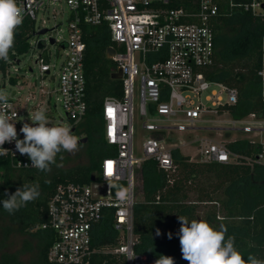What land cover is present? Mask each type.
Segmentation results:
<instances>
[{
    "label": "built area",
    "instance_id": "built-area-1",
    "mask_svg": "<svg viewBox=\"0 0 264 264\" xmlns=\"http://www.w3.org/2000/svg\"><path fill=\"white\" fill-rule=\"evenodd\" d=\"M171 1L17 0L23 10V21H31L33 28L38 11L46 10L50 3L62 2L70 12L68 37L62 47L66 53L58 71L41 56L46 47L44 41L37 39L30 47L37 53L35 64L40 77L49 75L54 82L50 90L41 89V94L56 95L67 119V122L60 119L58 124L49 122V126H68L72 134L82 137L76 134V128L87 107L83 26L105 25L111 41L107 49L113 51L110 57L114 63L112 73L120 71L121 95L106 97L101 111L103 137L107 144L113 146V152L101 159L93 180L89 183H59L47 202V221L41 228L52 231L54 235L46 255L48 264H89L92 229L105 210L112 211L113 227L118 232L119 242L111 252L123 256L126 264H152L149 256L137 254L134 250L138 242L133 231L135 170L145 159H154L160 169L171 172L174 170L172 150L178 149L182 154L181 146L196 143V155L200 161H234L264 166V139H261L264 114L258 117L249 113L239 119L232 118L228 109L220 107L236 102V89L210 80L205 74L214 59L211 19L218 13L217 2L190 0L188 7H170ZM229 3L230 6L237 5ZM238 5L253 14L264 15V0H247ZM33 34L36 35L35 32ZM39 42L43 44L42 48L38 47ZM11 53L7 61L0 60L2 76L7 74L8 65L19 63L21 54ZM29 70L32 71L30 67ZM257 75L264 96V35ZM212 87L216 90H210ZM14 91L8 98V106L0 107V110L7 112L11 122L15 123L18 138L23 139L20 128L24 122L31 123L32 115L21 110L19 100L15 99L17 91ZM136 95L141 128L148 133L141 141V159L136 158L133 152ZM108 109H112L111 114ZM223 114L230 117L221 121L227 125L209 126L214 121L211 115ZM198 130H219L225 134L234 131L240 135L238 139L256 143L257 148L252 155L244 156L231 152L221 140L207 136L189 139L186 143L184 140L176 143L173 138L178 132ZM234 140L236 138L231 141ZM0 147L7 150L0 156L8 160L11 168L36 169L31 167L27 155L16 151L14 141ZM109 163L112 165L111 175L108 174ZM113 184L124 186L126 199L121 200L113 193Z\"/></svg>",
    "mask_w": 264,
    "mask_h": 264
},
{
    "label": "trees",
    "instance_id": "trees-1",
    "mask_svg": "<svg viewBox=\"0 0 264 264\" xmlns=\"http://www.w3.org/2000/svg\"><path fill=\"white\" fill-rule=\"evenodd\" d=\"M218 13L211 19L214 33V59L205 71L210 80L224 83L237 91L232 105H223L230 116L239 119L249 113L264 114V96L258 70L261 66V39L264 35V15L253 14L238 4L247 0H215ZM237 5L230 6L229 2ZM190 0H172L168 6L188 7ZM264 12V6H263ZM86 49L84 54L86 113L76 128V134L85 137L87 163L69 168H57L65 151L57 154L51 170L13 169L6 158L0 156V200L6 199L17 188L38 185L39 197L13 214L0 204V216L10 223L39 237L41 247L35 264H48L46 255L54 240L53 232L42 229L47 221V202L59 183H89L98 170L101 159L111 154L113 146L103 137L102 103L106 97H120L121 81L112 77L113 61L106 56L111 43L105 25L83 26ZM33 23L24 20L16 29L14 46L9 51L19 55L27 51L28 40L33 34ZM3 68V67H2ZM233 153L252 155L256 143L236 139L226 143ZM174 170L165 172L154 159L143 160L135 170L139 192L133 207V231L138 242L134 250L145 254L156 264L161 257L173 258L174 264H188L182 258L178 232V217L206 221L216 230L223 225L225 239L232 237L234 247L247 260L254 255L264 259V166L245 162L221 163L191 160L178 149L172 150ZM136 188V186H135ZM125 192L121 184H113V193ZM139 195V196H138ZM158 197V198H157ZM201 204H210L200 217ZM222 215L218 218V211ZM220 216V215H219ZM9 227H3L0 237V264H23L19 254L4 250ZM159 230V235H157ZM172 238H168V234ZM119 242L113 227L112 211H103L101 219L93 226L89 264H126L123 256L111 252Z\"/></svg>",
    "mask_w": 264,
    "mask_h": 264
},
{
    "label": "clouds",
    "instance_id": "clouds-1",
    "mask_svg": "<svg viewBox=\"0 0 264 264\" xmlns=\"http://www.w3.org/2000/svg\"><path fill=\"white\" fill-rule=\"evenodd\" d=\"M23 22V10L17 0H0V60L9 59V51L14 46L16 29ZM8 106V96L0 92V107ZM31 123L24 122L20 128L23 139L18 138L15 123H12L5 110H0V146L6 142H15V149L21 155H27L31 167L42 172L51 170L56 162L57 154L65 151H79V138L72 134L70 127L63 125L49 126L44 110H37L31 116ZM7 150L0 147V155ZM28 166V165H26ZM121 200L126 199V193H117ZM39 197L38 185L20 187L0 200L5 211L13 214L28 202ZM180 228L178 232L182 258L188 264H264V259L249 255L245 260L234 247L232 237L225 239L227 229L221 225L219 230L211 227L206 221H188L178 217ZM157 230V235H159ZM172 238V234H168ZM156 264H174L173 258L161 257Z\"/></svg>",
    "mask_w": 264,
    "mask_h": 264
},
{
    "label": "rangeland",
    "instance_id": "rangeland-1",
    "mask_svg": "<svg viewBox=\"0 0 264 264\" xmlns=\"http://www.w3.org/2000/svg\"><path fill=\"white\" fill-rule=\"evenodd\" d=\"M70 12L68 7L64 3H50L46 10H39L34 25V32H38L39 29L46 28L48 31L45 34L34 35L32 34L28 40V49L26 52L19 56V63H11L7 66V74L5 76L0 75V92L10 97L13 90L17 91L15 99L19 100L20 107L28 115H33L37 110H44L48 118V122L58 124L60 119L63 122H67L65 113L56 99V95L50 96L42 95V90H50L54 86V82L49 75L40 77L35 59L37 53L30 50L34 42L42 40L46 43L45 49L42 50L41 56L52 66H55V70L58 68L61 62L64 60L66 50L62 47L68 37L67 23ZM49 37L56 40L55 43H49ZM29 67L32 71L29 70ZM11 78V80H9ZM5 83V88L1 86ZM212 87L210 90H214ZM216 90V89H215ZM207 91L206 93H208ZM47 98H49L47 102ZM38 106V107H37ZM37 107V108H35ZM134 140H133V152L134 156L138 159L143 157L141 151V141L148 134L141 128V121L138 116V98L137 95L134 101ZM214 121L209 126H225L227 125L222 120H229L228 114L223 115H211ZM190 136V138H189ZM207 136L212 140H221L223 143H227L233 139H238L240 135L237 132L226 133L224 131L216 130L215 132H209L207 130H198L193 132H178L173 135L176 143L184 140V143L189 139H198L199 137ZM248 136V135H247ZM233 138V139H232ZM258 139V137H257ZM264 139V134L261 136ZM196 143H187L181 146V152L183 155H187L191 160H199L197 153ZM87 163V156L85 146L79 143V151L75 153L66 152L63 158L57 163V168H69L77 164L84 165ZM139 181L135 179V192L136 195L139 192ZM139 196V195H138ZM210 204H201L199 207L200 217L206 213ZM220 215V216H219ZM222 215V211H218V218ZM3 227H9V232L5 240L4 250L9 253H18L24 264H34L38 257V244L35 236H32L17 223H10L9 219L4 216H0V237L2 236Z\"/></svg>",
    "mask_w": 264,
    "mask_h": 264
},
{
    "label": "water",
    "instance_id": "water-1",
    "mask_svg": "<svg viewBox=\"0 0 264 264\" xmlns=\"http://www.w3.org/2000/svg\"><path fill=\"white\" fill-rule=\"evenodd\" d=\"M47 31H48V29H46V28H42V29H40L38 32H36V34H37V35L45 34ZM49 42H50L51 44H53V43H54V38L50 37V38H49ZM38 47H39V48H42V47H43V44H42L41 42H39V43H38ZM112 53H113L112 49L108 48L107 51H106V56H107L108 58H110L111 55H112ZM112 77H114V78H118V79H119V78H120V71L118 70L117 72L112 73ZM1 87L4 89V88H5V84H2ZM14 92H15V91L13 90L11 94L13 95ZM86 141H87V139H86L85 137H81V138H79V143H81V144H84ZM93 179H94V176L91 175L90 180H93Z\"/></svg>",
    "mask_w": 264,
    "mask_h": 264
},
{
    "label": "crops",
    "instance_id": "crops-1",
    "mask_svg": "<svg viewBox=\"0 0 264 264\" xmlns=\"http://www.w3.org/2000/svg\"><path fill=\"white\" fill-rule=\"evenodd\" d=\"M36 239H37V244H38V257H37V259H36V261L38 260V258H39V251H40V247H41V241H40V238L39 237H36ZM19 259H20V261L22 262V260H21V258L19 257ZM23 263V262H22ZM36 263V262H35ZM34 263V264H35ZM24 264V263H23Z\"/></svg>",
    "mask_w": 264,
    "mask_h": 264
},
{
    "label": "snow or ice",
    "instance_id": "snow-or-ice-1",
    "mask_svg": "<svg viewBox=\"0 0 264 264\" xmlns=\"http://www.w3.org/2000/svg\"><path fill=\"white\" fill-rule=\"evenodd\" d=\"M108 112H109V114H111L112 109H108ZM107 168H108V174L111 175L112 174V165H111V163H109L107 165Z\"/></svg>",
    "mask_w": 264,
    "mask_h": 264
}]
</instances>
